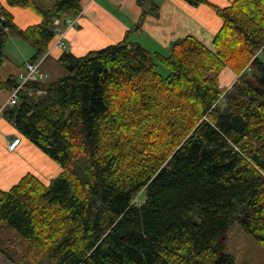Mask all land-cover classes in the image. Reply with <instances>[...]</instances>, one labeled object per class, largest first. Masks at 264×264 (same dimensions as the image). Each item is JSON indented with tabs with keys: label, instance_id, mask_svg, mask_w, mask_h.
Here are the masks:
<instances>
[{
	"label": "trees",
	"instance_id": "16d2710c",
	"mask_svg": "<svg viewBox=\"0 0 264 264\" xmlns=\"http://www.w3.org/2000/svg\"><path fill=\"white\" fill-rule=\"evenodd\" d=\"M7 1L42 20L21 28L0 1V65L8 37L40 60L63 32L54 20L82 11L81 0ZM186 1L209 4L221 17L213 47L189 34L168 52H152L133 34L160 5L137 0L140 19L122 40L83 56L63 52L67 75L36 83L45 95H23L2 111L63 168L49 183L27 173L0 188L4 256L16 262L25 253L37 264H236L224 238L237 222L264 248V0ZM225 67L238 78L224 94ZM17 83L10 76L0 90Z\"/></svg>",
	"mask_w": 264,
	"mask_h": 264
},
{
	"label": "crops",
	"instance_id": "0c3cea01",
	"mask_svg": "<svg viewBox=\"0 0 264 264\" xmlns=\"http://www.w3.org/2000/svg\"><path fill=\"white\" fill-rule=\"evenodd\" d=\"M0 1L11 11L16 24L21 28L38 24L42 20L38 13L30 9L11 6L7 0ZM232 1L209 0L219 6H227ZM158 3L160 15L148 16L141 30L133 34V38L151 51L168 52L176 40L189 34L207 46L213 47V37L221 28L223 21L209 4L193 5L186 0H159ZM81 7L82 11L76 25L69 28L64 23L58 25L65 32L63 39L67 48L63 49L59 46L56 42L57 38L51 43L50 54L42 63L47 74H51L46 67L50 56L59 62L60 56L65 51L83 56L90 50L116 43L122 40L132 25L139 21L142 11L137 0H81ZM148 37L151 38L154 49L146 45ZM141 38H145V42ZM18 39L16 36H10L6 43L8 49L18 50L20 60L23 59L26 63L33 50L28 43ZM24 70L25 65L20 72ZM235 77V73L229 67H225L220 73V81H224L228 86ZM14 136H20L21 142L15 150H9L8 142ZM52 161L35 143L23 136L13 123L0 115V188H10L27 173H33L43 182L49 183L62 171V168Z\"/></svg>",
	"mask_w": 264,
	"mask_h": 264
},
{
	"label": "rangeland",
	"instance_id": "374dc122",
	"mask_svg": "<svg viewBox=\"0 0 264 264\" xmlns=\"http://www.w3.org/2000/svg\"><path fill=\"white\" fill-rule=\"evenodd\" d=\"M53 2L54 0H48L47 5L51 6ZM141 39H143L142 40L143 42H145L146 40L145 38H141ZM7 44L8 43L5 44V51H4L6 59L3 62V64L0 65V81H3L10 76H14L15 78H18L19 72L23 70L25 65L24 60L23 59L20 60V52L16 49L13 50L8 49ZM146 45L154 49L150 37L147 38ZM258 55L259 58L264 62V51L259 52ZM46 67L51 72V74L48 73V75L50 74V76L48 77L49 79L47 78V80L50 81L56 80L61 76H65L69 73L68 70L60 62L53 60L51 56L48 58L46 62ZM229 68L235 73L236 77L229 86L225 84L224 81L222 82L220 81V86L222 87V90H224V94L231 89L233 83L238 78V73L234 71L231 67ZM160 69L164 74L168 72V69L164 66H162ZM8 96H9L8 90L6 89L0 90V106L8 98ZM1 108L2 106L0 107V109ZM49 158L53 160L51 157ZM52 162H55L57 166L61 167V165L58 164L56 161L53 160ZM73 164L74 162L72 163V166ZM82 168L83 166L80 162L74 164V170L77 173L80 174ZM141 200H144V195L141 196L140 201ZM224 242H225V250L232 253V255L235 257L236 264H264V248L257 242V240L251 234L247 233L241 228L240 222H237L235 225L231 227V229L227 232L226 237L224 238ZM17 262H19L20 264H37V260L31 257H27L25 253H23V255L19 257V259L15 262L14 260L12 261L6 256H4L0 252V264H18Z\"/></svg>",
	"mask_w": 264,
	"mask_h": 264
},
{
	"label": "built area",
	"instance_id": "2783aa9c",
	"mask_svg": "<svg viewBox=\"0 0 264 264\" xmlns=\"http://www.w3.org/2000/svg\"><path fill=\"white\" fill-rule=\"evenodd\" d=\"M77 16H71L68 17L65 20V25L69 28L77 24L78 22ZM55 25H58L61 23L60 18H56L54 20ZM65 36L64 32H61L58 34V38L56 40L57 44L59 46L63 47L64 49L67 48L65 42L63 41V38ZM49 53L46 52V54L40 59V60H31L27 59L25 63V70L20 72L18 75V83L17 85L10 91L9 96L7 100L2 105V108L0 109V115L2 114V111L8 107L13 106L21 102L22 96L27 95L29 97H41L47 93V88L45 86L36 85L38 82H45L48 78V74L44 71L42 68V63L44 58ZM21 142L20 136H14L9 142H8V149L9 150H15L18 145Z\"/></svg>",
	"mask_w": 264,
	"mask_h": 264
},
{
	"label": "bare ground",
	"instance_id": "6f19581e",
	"mask_svg": "<svg viewBox=\"0 0 264 264\" xmlns=\"http://www.w3.org/2000/svg\"><path fill=\"white\" fill-rule=\"evenodd\" d=\"M163 148V147H162ZM110 176V175H109Z\"/></svg>",
	"mask_w": 264,
	"mask_h": 264
}]
</instances>
